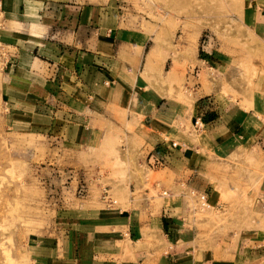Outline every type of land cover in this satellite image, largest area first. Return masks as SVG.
Segmentation results:
<instances>
[{
    "label": "rangeland",
    "instance_id": "rangeland-1",
    "mask_svg": "<svg viewBox=\"0 0 264 264\" xmlns=\"http://www.w3.org/2000/svg\"><path fill=\"white\" fill-rule=\"evenodd\" d=\"M78 1L110 11L108 24L116 27L109 28L107 35H117L110 57L115 61L122 40L118 27L143 32L145 53L154 43L169 45L166 57H152L146 63V72L143 54L138 68L144 77L141 99L143 104L151 101L152 111L160 106L175 109L179 119L174 126L188 139L169 135L167 140L186 143L190 155L184 166L175 162V169L151 165L148 160L154 144L138 133L136 121L145 118L134 110L112 111L97 126L96 139L89 147L62 144L60 113L53 109L54 100L47 97V81L42 78L47 68L38 64L30 68L26 62V70L33 73L17 72L18 90L6 88L11 82L8 75L15 74L8 71L9 64L26 54V47L21 46L26 34H20L18 47L13 45L11 32L20 26L8 21L0 0V264H35L28 239L54 227L61 229L57 219L71 214L81 220L95 217L75 231L94 237L102 247L125 243L145 251L143 260L150 258V250L157 249L161 255L160 217L168 198L176 200L178 214L188 215L184 223L181 215L180 225H188V230L212 245L224 235L263 234L264 139L219 157L199 139L206 131L194 135L191 125L197 116L192 111L205 98L230 99L251 113L254 95L264 97V42L241 21L242 0ZM31 55L44 59L39 52ZM154 59L159 67L151 64ZM110 66L116 71V62ZM128 82L121 79L118 86H129ZM137 83L142 81L137 79ZM260 112L258 119L264 124V111ZM72 136L74 132L68 131L66 138ZM191 189L205 194L209 206H201ZM104 190L115 204L107 205ZM106 208L113 213L104 214ZM108 215L124 219L121 224H106L103 217ZM128 228L134 234L131 231V239L126 236L123 241L119 235Z\"/></svg>",
    "mask_w": 264,
    "mask_h": 264
},
{
    "label": "crops",
    "instance_id": "crops-1",
    "mask_svg": "<svg viewBox=\"0 0 264 264\" xmlns=\"http://www.w3.org/2000/svg\"><path fill=\"white\" fill-rule=\"evenodd\" d=\"M3 3L8 21L20 26L11 32L13 45L17 46L16 42L21 41L20 34H26V43L21 45L26 47V54L19 56V61L14 59L15 65L9 64L8 71H15V74L8 75L11 82L6 88L18 90L21 78L17 77V72L25 76L26 72L33 73L26 70V62L30 68L33 64L45 66L48 73L45 72L42 78L47 81V97L54 100L53 109L60 113L59 128L63 133L58 139L62 144L89 147L96 139L97 126L107 116L117 111L134 110L145 118L144 123L136 121L138 133H144L154 144L148 162L152 165L151 162L159 158L164 160L161 166L175 169L177 162L185 165L184 160L190 155L185 149L187 144L167 140L169 135L188 139L177 130L178 126H174L179 119L178 113L172 106H160L152 111L151 101L147 99L148 102L143 104L145 101L141 99L144 77L138 68L147 40L143 32L118 27V37L122 40L117 52L120 60L115 61L110 57H113L111 52L117 35L110 37L107 30L116 26L108 24L110 11L107 7H95L78 0H3ZM240 12L241 21L264 42V0H242ZM32 27L35 29L31 31ZM168 48L167 44L154 43L145 53L144 72L149 69H146V63L152 57H166ZM33 51L44 54V59L31 55ZM111 62H116V71L110 66ZM151 64L159 67L156 59ZM121 79L129 81V86H118ZM137 79L142 83H137ZM22 83L25 88L24 78ZM260 95H254V107L249 109L253 111L251 113H246L230 99L220 102L219 99L205 98L191 113L192 116L197 114L194 119L202 117L205 121L203 131L207 134L199 139L219 157L235 153L248 142L260 143L264 139V124L257 115L264 111V97ZM49 107L52 106H44L43 110ZM68 131H73L75 136L67 139ZM172 142L178 145L171 147ZM191 191L196 193L191 189L190 194ZM260 201L264 203V185L260 189ZM165 203L160 217L163 253L159 255L157 249L150 250L151 256L147 260L141 259L147 256L142 249L129 248L125 243L124 246L102 247L94 237L75 231L81 224L93 222V215L82 220L72 214L61 215L56 222L61 229L54 227L48 233L36 235L28 239L26 245L35 264H264V233L243 231L224 235L212 245L205 237H198L197 232L188 230V225L184 228L180 225L188 215L181 214V219L176 200L168 198ZM110 210L106 208L103 213H113ZM122 219L124 217L108 215L103 217V222L121 224ZM131 231L134 234V230L128 228L119 236L123 241L126 236L131 239Z\"/></svg>",
    "mask_w": 264,
    "mask_h": 264
},
{
    "label": "built area",
    "instance_id": "built-area-1",
    "mask_svg": "<svg viewBox=\"0 0 264 264\" xmlns=\"http://www.w3.org/2000/svg\"><path fill=\"white\" fill-rule=\"evenodd\" d=\"M205 127V121L202 117H196L193 121V133L194 134H199L204 130ZM178 144L176 142H172L171 143V147H176ZM165 150V149H163ZM164 160L163 159H154L151 163L152 165H159L161 166L163 164ZM165 194V193H164ZM191 194L193 196L197 197V201H199L201 203V206H209L206 202V195L202 194V193H194L193 191H191ZM103 199L104 201L107 203L108 206L115 204V200H112L109 196V194L107 193V190H104L103 193Z\"/></svg>",
    "mask_w": 264,
    "mask_h": 264
}]
</instances>
